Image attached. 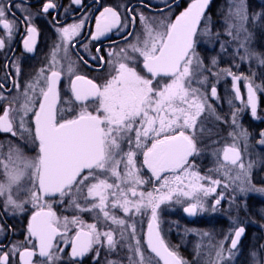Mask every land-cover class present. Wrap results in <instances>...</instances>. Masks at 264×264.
I'll return each mask as SVG.
<instances>
[{
  "label": "snow or ice",
  "instance_id": "1",
  "mask_svg": "<svg viewBox=\"0 0 264 264\" xmlns=\"http://www.w3.org/2000/svg\"><path fill=\"white\" fill-rule=\"evenodd\" d=\"M27 2L0 0V32L4 33L0 53L7 50L9 54L5 56L6 75L0 77V102H5L0 108V134L20 140L35 153L28 156L11 142L5 153L0 145V204L6 213L32 207L27 236L9 246L0 245V264H36L37 260L82 264L89 255L101 264L102 250L119 257L105 256L104 264H189L165 239L161 206L180 204L187 216L195 217L221 211L222 202L230 209L247 208L246 203L236 204L238 194H264V187L252 183L254 162L246 160L250 133L239 119L245 110L258 118V93L264 95V84L234 72L237 64L220 68L218 57L205 65L197 52L201 37L217 40L221 52L226 51L221 33L213 34L208 26L210 0H191L174 19L162 11L145 15L141 8L152 11L145 0H117L114 5H102L96 15L83 12L72 23L57 26L54 18L57 39L46 63L21 89V67L11 47L14 38L20 36L23 50L34 53L41 35L36 20L63 7L59 0H43L33 12ZM231 5L224 23L226 34L239 44L235 56L240 61L255 58L264 66V58L247 47L251 36L246 27L247 0H231ZM73 7L83 8V0H71L64 12ZM165 7L171 11L168 0ZM262 18L264 13H257L251 19ZM112 35L118 40L102 49ZM72 53L86 66H91L88 61L96 64L94 70L105 75L90 79L79 74ZM209 77L215 83H209ZM228 78L232 95L227 102L232 110L224 118L209 101L220 100L216 85ZM13 89L16 94L4 95ZM210 117L231 129L226 138L206 136ZM259 136L257 144L264 146V130ZM205 138L210 140L217 164L209 172L222 179L201 174L195 163L203 154L199 145ZM21 193L26 199L18 198ZM66 201V210L76 215L57 214L54 203L63 206ZM85 214L93 222H86ZM232 225L208 264H234L246 229L236 218ZM4 232L0 225V233ZM261 252L264 245L249 252L252 264H264Z\"/></svg>",
  "mask_w": 264,
  "mask_h": 264
},
{
  "label": "flooded vegetation",
  "instance_id": "2",
  "mask_svg": "<svg viewBox=\"0 0 264 264\" xmlns=\"http://www.w3.org/2000/svg\"><path fill=\"white\" fill-rule=\"evenodd\" d=\"M15 2L20 3L21 0H15ZM42 2L43 0H28L26 6L31 7L32 11L35 12L41 7ZM116 2L117 0H83V3H84L83 8H79V9L75 7L70 8L69 12L66 14L64 12V8L69 7L71 0H59V4L62 5L63 7H60L57 12H52L48 14L47 16L39 17L36 20V23L41 29V35L38 37L37 46H36V50L34 53H26L23 50L20 36H16L11 44V47L14 52V56L18 60L20 67H21V74L18 78L21 89H23L25 82L30 80L31 77L35 74V72L40 67L44 66V64L46 63V57L48 55V52L51 49L53 42L57 39L56 33L52 27L54 18L55 20L59 21V25L57 26L67 24V23H72L74 22L75 18L80 17L82 13L85 11H89L92 15H96L98 14L97 10L100 9L102 5H105V6L114 5ZM135 2L136 0H133V3ZM149 2L152 8L151 12H149V10L146 8H141V11H143L145 15L156 16V15H159L162 11L163 15L172 16V18L174 19L175 15H178L179 12H181L186 7H188V5L191 3V0H168V3L172 5L171 11H169V9L165 7V0H145V3H149ZM220 6H221L220 0H210V3L206 9V16L208 15L213 16V18L216 19V17L218 16V10L220 9ZM13 11L15 12L17 17H21L20 11L16 9H13ZM203 25H204V22L202 21L201 27H203ZM21 33H22V30H21ZM3 35L4 33L0 32V36H3ZM84 35L85 37H87V31L85 32ZM117 40H118V37L116 35H112L111 39L104 40L103 44L101 45L102 49L106 48L109 44H112L114 41H117ZM85 42L87 41L85 40ZM120 46L121 47L124 46L122 42ZM89 47L92 51V54H94V47L92 45H90ZM197 52L204 59V63L206 59L211 56L209 55L211 51L209 52L205 51L203 49V45L202 46L198 45ZM8 55L9 54L7 50L0 53V77H4L6 75L4 65L6 62L5 56H8ZM80 55L83 56L84 54L80 53ZM129 55H132V53L129 52ZM71 58L72 60L77 61V64L75 65V67L79 74L87 75L90 79H95L97 77H102L105 75L103 71L94 70V69H97V65L92 63L91 61H88L89 65H91L90 67L80 63L79 56L76 53H72ZM84 59L87 60L88 57L84 56ZM61 63H64V61H61ZM227 85H228L227 82H224L220 86V90H223V91L224 89L226 90L228 87ZM6 87L10 88L11 84L6 85ZM62 87L63 88L67 87V80H64L62 82ZM240 88H241L242 93L245 92V89L242 83L240 85ZM14 94H16L15 89H13L11 94L8 92L4 93L5 96H10ZM64 94L65 93L62 92V95ZM258 96H259V105H258V109H259L260 107L264 106V98L262 95L258 94ZM229 98H230V94L228 95V98L224 97L220 99V101L222 102L221 108L223 109V111L219 114L221 117L227 118L229 114L226 115V113L231 112L230 108L227 109L229 111L226 110V107H227L226 105H228L227 101ZM3 103L5 102H0V108H2ZM249 112L250 111L247 110L246 114L242 115L243 117L240 116L239 118L245 124V128L248 130V132L252 131L253 125H254V119H253L254 117H252L251 113ZM206 122L208 124L205 123V129H211L212 131H215L214 128L212 127L214 122L210 120ZM216 122L218 126L217 127L218 135L217 133L215 135H213L212 132L209 133L211 134L212 139L226 138L225 130L228 129V126L221 122H218V121ZM262 123L264 124V122ZM207 141L210 142V140L208 139ZM9 142L21 147L24 150L25 154L28 156H33L35 154L33 152L28 151V149L24 147V145L21 143L20 140L13 139L8 134H0V145H3L2 151L5 153H7L8 151ZM208 142H204L203 144H200L199 147L202 150H212L211 147H206ZM195 163L198 169L200 170L201 174L205 175L206 172L209 173L208 166L211 165V163L207 161L205 156L201 155L199 158L196 159ZM144 177L145 179L148 178L146 172L144 173ZM146 189H147V186H146ZM18 198L23 200V199H26V196H24V194L21 193ZM53 206L58 215H61V216L66 215V216L71 217L77 214L71 209L66 210L67 201L65 202V205L63 206H58L55 203ZM173 207L178 209V212H176L175 214L173 211H171ZM182 207L183 206L180 204H173L171 206H166V205L161 206L160 215L163 221L161 224V229L165 235V239L170 243V245L176 246L174 250L182 251L181 255L185 257V259L188 261V260H191V255L189 251L195 250V244H196L197 239H196V236H191L190 232H186V229H192V228L196 229L197 228L199 230H204L209 234L208 236L210 237L209 241L212 242V244L214 243L217 244L218 241H220L223 238L224 234L227 233L229 228L227 224L225 223V220H222L220 218L214 219L213 223L210 220L208 221L206 217L203 218L201 221H197L198 215L191 218L183 212ZM31 211H32L31 205H25V210L23 212H16V213L7 212L6 213L2 204H0V225H3L5 228V232L0 233V245L9 246L13 242H19L25 239V237L27 236V226L30 221ZM117 215H119V213H117ZM82 218L88 223L93 222L92 216L90 214L82 215ZM175 225L179 227H175ZM244 227L246 231H245L244 237H242L241 243L249 238L248 236L251 231L250 228H248V226L247 227L244 226ZM9 228L11 229V231H7ZM175 233L181 236L180 240H182V243L179 244L180 240H177V239L174 242L172 241V237H174ZM178 245H180L182 248H178L177 247ZM66 251H70V249H66ZM120 255L123 256L125 255V253L121 252ZM105 256H107V258L109 259L119 258L115 255L108 254L102 250L101 251V264H104L103 258ZM36 264H42V262L37 260ZM82 264H95V261L89 255L83 258Z\"/></svg>",
  "mask_w": 264,
  "mask_h": 264
},
{
  "label": "rangeland",
  "instance_id": "3",
  "mask_svg": "<svg viewBox=\"0 0 264 264\" xmlns=\"http://www.w3.org/2000/svg\"><path fill=\"white\" fill-rule=\"evenodd\" d=\"M221 6L218 10V16L213 18V16H207L209 18V27H211L212 33L215 34L216 32H220V41L225 42V49L226 51L221 52L219 42L215 39H209L207 36L201 37V42L198 44L200 46L203 45V49L207 52L211 51L209 55H211L209 58L206 59L205 65H209L210 60L212 57H218L219 59V67H230L233 64L239 65L238 68L233 67V71L236 73H244L246 76L253 78L255 84H264V66L259 65L258 61L255 58H251L248 61H240L236 56L234 49H236L239 44L237 41L232 40L231 37H229L225 32V17L228 14V9L232 6L231 0H220ZM247 9L249 14V22L246 25L248 32L251 33L250 39L247 42V47L255 52L261 55L262 58H264V47H261V38L260 34L262 33L264 35V18H262L259 21L253 22L251 19L254 14L257 13H264V0H247ZM204 26V25H203ZM235 35V33H233ZM240 39H244L243 34H241ZM229 41H231L229 43ZM208 54V53H206ZM241 55H243V51L241 50ZM215 71V69H213ZM253 73H255V76L253 77ZM207 75V73H205ZM227 82V89L224 91L220 90V86ZM209 83H215L214 80H212L211 77H209ZM231 79H221L220 82L216 85L217 89H219L218 93L220 95V99L222 98H228V95L230 94V97L232 95L231 93ZM244 86V84L242 83ZM194 87H199V85L194 84ZM245 89V88H244ZM206 90V89H202ZM259 94V93H258ZM261 95V94H259ZM224 96V97H223ZM264 98V95H262ZM213 107L216 109L217 114L219 115L223 109L222 102L220 100H216L214 98L210 99L209 101ZM225 106V105H224ZM226 110L230 108L229 104L226 105ZM229 106V107H228ZM236 107H240V104L236 102ZM231 109V108H230ZM232 110V109H231ZM229 111V110H227ZM226 111V112H227ZM246 111H243L240 116L245 115ZM250 113V112H249ZM230 113H226L228 115ZM243 117V116H242ZM257 117L253 118L254 122L260 123V121L264 122V106L260 107L257 110ZM214 122L212 127L215 131H212L211 129H206V136L209 135V133H213L215 135L218 131L217 129V122L213 117H210L208 121ZM240 123L245 128V124L242 120H240ZM206 124H208L206 122ZM246 129V128H245ZM210 130V131H209ZM231 131V129L228 127V129L225 130L226 137L228 132ZM248 131V130H247ZM250 133L249 138V147H248V156L246 160H251L254 162V167L252 170V183L256 187H264V146H260L257 144V141L260 139L254 140V135L252 131ZM204 142H208L207 138L204 140ZM230 142V141H225ZM210 142L206 145V147H210ZM200 146V145H199ZM259 146V147H258ZM242 147V146H241ZM212 150H203V156L207 159L208 162L211 163L209 165V169L211 167L215 168L217 167L216 161L214 157L211 155ZM205 175H211L213 179H222V177L215 173V172H206ZM263 201L264 202V194L255 193V192H249L246 197L237 195L236 204L237 205H243L244 203L247 204V208L240 207L238 210L236 208H229V205L227 202H222V210L217 213H205L202 215H198L197 221H201L203 218L206 217V219L211 221L213 223L214 219L220 218L222 220H225V223L227 224L228 228L230 229L232 225V218L238 219L244 226H253L252 230L250 228V233L252 235L249 236L247 240L241 243L240 246V252L237 256L234 257V264H252L251 257L249 256V252L251 250L259 251V246L264 245V210L257 206V201ZM251 206V207H250ZM255 208H252V207ZM260 208V209H259ZM171 211L178 212L177 208H172ZM175 227H179L175 225ZM195 229V228H192ZM196 232H190L191 236H196V244H195V250H190L189 253L191 255V260H188L189 264H208L209 261L215 259V249L219 247V241L217 244H212L210 242V237L204 236L203 238L201 235H198L199 233H207L204 230H199L196 228ZM179 231V230H178ZM181 231V230H180ZM181 236L174 234V237H172V241L180 240ZM223 239V238H222ZM221 239V240H222ZM182 243V240L179 241V244ZM197 245H199V249H197ZM210 245L214 247H210ZM178 248H182L180 245L177 246ZM228 245H225V248H227ZM178 254L184 259L182 251H178ZM197 252L199 253L197 255ZM261 256H264V252L260 253ZM187 261V260H186Z\"/></svg>",
  "mask_w": 264,
  "mask_h": 264
},
{
  "label": "trees",
  "instance_id": "4",
  "mask_svg": "<svg viewBox=\"0 0 264 264\" xmlns=\"http://www.w3.org/2000/svg\"><path fill=\"white\" fill-rule=\"evenodd\" d=\"M261 36H260V38H261V47L263 46L264 47V35L261 33L260 34ZM264 129V124L260 121V123L258 124V123H256V122H254V125H253V129H252V133H253V135H254V140L255 139H258V138H260V136H259V133L262 131ZM258 203H257V206L258 207H260V208H262L263 210H264V202L263 201H260V200H258L257 201ZM251 207V206H250ZM252 208H255L254 206L252 207ZM259 208V209H260ZM250 226H248V228H249ZM252 227L253 226H251L250 228H251V230H252ZM250 235H252L251 233L249 234V236ZM248 236V237H249ZM247 240V239H246Z\"/></svg>",
  "mask_w": 264,
  "mask_h": 264
},
{
  "label": "water",
  "instance_id": "5",
  "mask_svg": "<svg viewBox=\"0 0 264 264\" xmlns=\"http://www.w3.org/2000/svg\"><path fill=\"white\" fill-rule=\"evenodd\" d=\"M189 217H191V216H189ZM192 218V217H191Z\"/></svg>",
  "mask_w": 264,
  "mask_h": 264
}]
</instances>
